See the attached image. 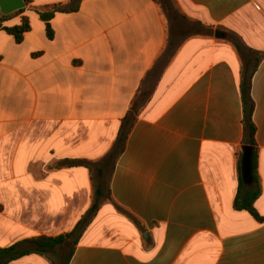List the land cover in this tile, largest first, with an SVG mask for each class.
Returning <instances> with one entry per match:
<instances>
[{"label":"crops","instance_id":"0c3cea01","mask_svg":"<svg viewBox=\"0 0 264 264\" xmlns=\"http://www.w3.org/2000/svg\"><path fill=\"white\" fill-rule=\"evenodd\" d=\"M28 1L2 23L28 18L21 43L0 28V249L74 229L93 173L69 162L104 165L142 95L111 173L114 204L101 206L69 264H264V60L251 85L259 222L233 207L243 128L232 43L264 52V0H173L213 30L185 37L168 31L155 0H82L48 23L32 8L70 0ZM51 261L61 263L31 254L9 264Z\"/></svg>","mask_w":264,"mask_h":264},{"label":"trees","instance_id":"16d2710c","mask_svg":"<svg viewBox=\"0 0 264 264\" xmlns=\"http://www.w3.org/2000/svg\"><path fill=\"white\" fill-rule=\"evenodd\" d=\"M27 7L29 6V1L24 0ZM82 0H70L67 3L52 4L44 7H35L32 10L38 15L39 19L45 23H48L55 14L64 13H74L78 10L79 5ZM160 3L161 0H155ZM23 10H20L9 16L0 15V28L10 34L16 43H21L25 33L29 31V21L27 17H23L21 24L19 26H14L11 28H6L2 26V23L9 20L13 16L21 14ZM201 28L206 30V33L203 35H212L213 30L208 27ZM47 35L49 38L52 37V32L47 24ZM220 30V28H218ZM190 32L181 31L180 35H187ZM192 36L201 35L200 31H195ZM233 46L238 53L241 61V71H240V82H239V92L240 99L242 104V128H243V141L242 146L238 151L237 157V172H238V188L237 193L233 202V207L235 210H244L248 212L255 220L261 222L262 219L258 216L254 204L261 194L260 182L257 176V155L258 149L255 142L256 128L253 123V112H254V103L251 97V85L252 78L255 74L259 64L264 60V52L254 51L247 48L241 42H232ZM147 96L137 95L132 100L129 110L121 121V125L117 134V137L112 145L110 152L105 157L104 165H96L90 161L77 160L69 162V165L72 167H83L89 172L95 171L96 174H92V197L91 205L85 214L78 221L74 229L64 235H59L57 237H36L29 240H26L22 243L16 244L12 247L6 249H0V264H9L13 261H16L24 256L35 254L39 256H58L61 251H64L66 247L70 246L68 255L61 261L60 264H69V260L73 254L74 247L76 246L78 240L86 230V228L92 223L97 212L104 204H114L110 191H109V181L111 179V173L115 166V163L122 155L125 149V145L129 134L137 120L141 103L145 100ZM248 146L252 149V184L246 186L241 178V157H242V148ZM110 167V175L106 180L105 176V167ZM106 187L107 198H103V188ZM115 208L118 212L125 215L129 220L139 228V222L135 217L130 213L123 210L122 208L115 205ZM51 264H55L51 261Z\"/></svg>","mask_w":264,"mask_h":264},{"label":"rangeland","instance_id":"374dc122","mask_svg":"<svg viewBox=\"0 0 264 264\" xmlns=\"http://www.w3.org/2000/svg\"><path fill=\"white\" fill-rule=\"evenodd\" d=\"M159 8L166 22L167 29L170 33L177 35L181 31L190 32L187 35H180L181 37L192 36L191 34H194L195 31H200L201 35L206 33V30L201 28V26L197 24L195 21H191V20H187L183 18L179 14L177 7H176V3L173 0H161L159 3ZM110 167L111 166L109 165L105 167L104 169L105 170L104 180L106 181H107V178L109 177ZM92 173H93V176H95L96 172L93 171ZM103 198L104 199L107 198L106 187L103 188ZM69 249H70V246L66 247V249L64 251H61L60 254L56 257H58L60 261H63L64 258L68 255Z\"/></svg>","mask_w":264,"mask_h":264},{"label":"water","instance_id":"95a60500","mask_svg":"<svg viewBox=\"0 0 264 264\" xmlns=\"http://www.w3.org/2000/svg\"><path fill=\"white\" fill-rule=\"evenodd\" d=\"M27 7L24 0H0V15L9 16L20 10H24ZM215 38L217 39H226L225 33L221 31H215ZM252 149L248 146L242 148V157H241V178L243 183L246 186L252 184Z\"/></svg>","mask_w":264,"mask_h":264}]
</instances>
